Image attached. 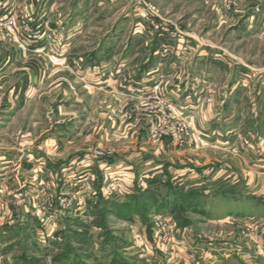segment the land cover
<instances>
[{
	"label": "rangeland",
	"instance_id": "obj_1",
	"mask_svg": "<svg viewBox=\"0 0 264 264\" xmlns=\"http://www.w3.org/2000/svg\"><path fill=\"white\" fill-rule=\"evenodd\" d=\"M10 1L0 4V264H264V167L249 161L260 157L250 145L256 128L264 139V23L247 36L264 0ZM149 9L178 36L154 33ZM191 36L198 51L207 44L222 57L209 60L220 84L213 91L237 113L246 145L209 148L193 113L169 101L172 80L190 94L192 67L211 74L207 55L195 68ZM163 40L172 52H157ZM153 60L170 72L139 100L126 88H100L119 65ZM232 79L249 85L230 98ZM167 183L195 191L197 211L171 196L165 209L146 205L131 218L105 209L100 226L95 188L127 203L139 190L166 194Z\"/></svg>",
	"mask_w": 264,
	"mask_h": 264
},
{
	"label": "crops",
	"instance_id": "obj_2",
	"mask_svg": "<svg viewBox=\"0 0 264 264\" xmlns=\"http://www.w3.org/2000/svg\"><path fill=\"white\" fill-rule=\"evenodd\" d=\"M9 1L10 0H0V2H1L0 4H1V6L2 5L6 6ZM32 5L34 7V3ZM29 7L30 6H28L26 8L29 9ZM31 7H30V9H31ZM254 18L255 17H252L250 23L248 24V30L249 31L247 33V36L252 35V33L254 31L253 25L255 23L257 25H261L262 23H264V14L263 15L261 14L260 16H258L257 20H255V21H254ZM246 23H248V20L245 21V25H246ZM249 25H251V26H249ZM188 38L195 40L194 36H191ZM195 42H196L195 44H198L197 49H196L198 51L200 42L197 40H195ZM203 44L204 43H202V45ZM203 46H205V47L199 49L198 58H197L196 62L194 63L195 65L193 64L195 66V68H196V66H200V67L202 66V64L200 62L206 61V59H205L206 55H207V57L209 56L208 62H209V60H213L214 62H218V60H223L222 57H216L217 53H215V51L211 45L204 44ZM159 48H160V50H157V52H159V53H161V52L162 53H168L172 50V46L169 44L168 41H164L163 44L159 46ZM217 52H219V51H217ZM162 60H164V59H162ZM101 61L102 60H100V62H97V64L102 65L101 67H105V65H103V62H101ZM224 65L227 67L226 64H224ZM90 66H91V64H90ZM214 66H217V65H213L212 62H209V68L208 69L211 70V74L209 72H208V74L202 73L199 69H197V71H196V69H194L192 67L193 73L191 74V82L190 83H191L193 88L191 91H189L190 94H187V97H186V94H183V92L179 88V86H178L179 81L178 80H172V85H171L172 89L168 93V99H169V101H172V103L176 106V108H179V110H185L187 108V110H185V112H187V113L192 112L193 113L194 118H195L196 123H197V124L195 123V125H197L198 128L204 129L207 133L209 143H210L209 148L213 149V148H217L219 145H230L231 141H235L237 143V145H246V142L248 141L246 135L248 133L247 132L244 133V125H241V120L239 121V125L242 129L240 131L238 130V127H237L238 123H237V120L235 119L237 113L235 114V112H233L235 110L230 111L227 109L228 111L231 112V113H228L222 105L219 106V104H218L219 103L218 97L215 96L216 91H213V90H215V88L220 84L218 81L219 79L216 77V75H214V73H212V72H215V69L213 68ZM229 66L230 65H228V67ZM97 68H100V67L95 66L94 70L96 71ZM210 68H212V69H210ZM246 68L257 70V69H255V67H248L247 66ZM158 69L159 68L157 67L155 60H153L150 63L145 61V63H138L136 65L135 64H133V65L122 64V65H119V69L115 72V77L110 78L111 80L110 79L105 80V82L102 81L100 88L106 89L108 91L111 88L114 94L120 92L121 89L126 88L127 91L131 92L130 95H132L133 99L135 98L136 100H139L140 97H143V95H148L151 93L152 86L155 84L157 78L160 76H163V75H167V73L170 72L169 70L171 69V65L167 64L162 68V69L168 70V71H166V74H164V70H162L161 72H158ZM250 69H248L249 72L251 71ZM249 72H247V75L245 74V76H249L248 75ZM97 74H98V72H97ZM250 74L253 76H256L257 74L261 75V73L256 74L255 72H252ZM164 81H165V79H164ZM248 82H249V79H246L243 82H240L236 79H234V80L232 79V81H230V83L227 84L228 86L231 87L229 90H227L228 96L230 98L233 97L234 93L236 91H238L239 87L248 86L249 85V84H247ZM167 83H169V82H167ZM261 85L264 86V83L262 82ZM205 87H210L209 89H207L208 93H206V94H205ZM240 91H241V89H240ZM189 97H190V99H188ZM206 99H208L207 100L208 103L205 102ZM203 101H204V103H203ZM223 102H226V101H223ZM188 107H190V109L194 108L195 110H193V109L189 110ZM254 134L256 136V140H255L254 144H250V145H257V147L260 148V150H261V151H259L260 157L253 158L254 157L253 154L250 153L249 161H250V163H252V162L259 163V164H261V166L264 167V139L259 134V130L257 128H256V132H254ZM242 135H245L246 138L243 139L241 137ZM260 145H262V146H260ZM247 152H248V149H247ZM241 160H242L243 164L247 167L248 159L241 157ZM111 163H113V162H111ZM114 166H115V164H114ZM132 168L133 167H129V165H128V167L126 169L124 168L123 170L124 171L129 170V172H130L132 170ZM153 171L155 173H157V172H159V169H152L151 172H153ZM171 173L174 174V172H172V171H171ZM123 174L126 175L127 173L124 172ZM175 174H181L182 175L183 173L176 172ZM148 175H149V173H147V176ZM135 176L136 175H134V177ZM259 176L264 177V172L262 171L261 175H259ZM133 180H135V179H133ZM92 181H93V177H92ZM98 190H99V188H98ZM98 190L95 188V195L97 194V192L100 193ZM2 220L3 219H0V222H2ZM0 226H1V224H0ZM0 241H1V239H0ZM4 242H6V241L4 240ZM6 244L7 243H5V245ZM0 245H1V243H0Z\"/></svg>",
	"mask_w": 264,
	"mask_h": 264
},
{
	"label": "trees",
	"instance_id": "obj_3",
	"mask_svg": "<svg viewBox=\"0 0 264 264\" xmlns=\"http://www.w3.org/2000/svg\"><path fill=\"white\" fill-rule=\"evenodd\" d=\"M152 181H150V182L152 183ZM172 184L173 183L165 184V186L168 188V192L166 194H163V195L159 194V193L154 194V192L152 193L151 191L146 192V191L139 190V191H137V193H134L130 197V199L127 203H116V201L115 202L105 201L103 199V197L100 195L101 193H98L100 197H99L98 201L96 202V204H94V208H95L94 211H96V213H94V214L99 216L100 218H102L99 220V224L101 226V223L105 224V222H106L105 219L103 218V215L106 211L105 209H108L110 211L112 210L111 214H113L115 216H119L120 218H131L132 215H130V214L135 213L136 211L137 212H148L147 211L148 207H145L146 205L151 206V209L153 208V210L157 211V212L160 211L159 209H165L166 206L168 205L167 202L171 198V196L174 197V200L180 198L182 200V202L186 204L187 208H190L192 210L197 211V202H199V196L195 193V191L185 192L182 189V186L179 187V189L177 190L178 187L173 186ZM174 190H176L177 193L174 194ZM178 191H180V192L178 193ZM146 193H149V194H146ZM141 205H144V207H141ZM169 205H170V202H169ZM180 210H181V208L178 205L177 208L172 207L170 212L178 217V213L180 212ZM200 212H201V214L203 213L202 211H200ZM204 213H205V211H204ZM67 238L72 239L73 236L72 235L66 236L65 239H67ZM65 239H63V240L65 241ZM67 255H69L68 251H66L63 255L64 257H61V258L62 259L67 258ZM120 258L121 257H119V260L118 259L114 260L113 263L114 264H120V262H118V261H120ZM25 260H27L28 263H31L32 261H34L33 259H29V258H26ZM19 263H21V262H19ZM19 263H17V264H19ZM24 264H27V263L24 262ZM33 264H36L35 261Z\"/></svg>",
	"mask_w": 264,
	"mask_h": 264
},
{
	"label": "built area",
	"instance_id": "obj_4",
	"mask_svg": "<svg viewBox=\"0 0 264 264\" xmlns=\"http://www.w3.org/2000/svg\"><path fill=\"white\" fill-rule=\"evenodd\" d=\"M149 14L153 16V19H147V23L149 24V28L156 34H158V36H163V37H168V38H176L178 35H176V33H173L171 31V25L169 24V22L163 20L161 18V16L156 13V11H153L151 9H149ZM159 18V19H156ZM159 20V21H158ZM19 20L16 17H11L5 24L8 25V28L12 31L17 29V25ZM23 25L26 26L27 24L25 22H23ZM180 34V33H179ZM181 35V34H180ZM179 38V37H178ZM159 84V83H158ZM159 86L160 85H156L153 90L154 91H160L159 90ZM155 98H157L159 100V97L156 93ZM169 111L171 112V109L169 108ZM191 131V129H190ZM192 132V131H191ZM194 138L197 140L198 137H196L193 134Z\"/></svg>",
	"mask_w": 264,
	"mask_h": 264
}]
</instances>
